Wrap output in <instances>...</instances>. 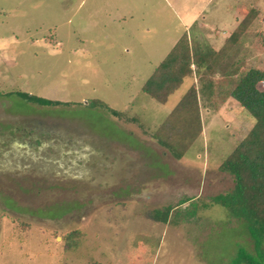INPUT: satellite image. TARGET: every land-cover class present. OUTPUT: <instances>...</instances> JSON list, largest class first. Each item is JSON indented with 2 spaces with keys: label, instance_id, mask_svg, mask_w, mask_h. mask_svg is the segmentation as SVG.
<instances>
[{
  "label": "rangeland",
  "instance_id": "rangeland-1",
  "mask_svg": "<svg viewBox=\"0 0 264 264\" xmlns=\"http://www.w3.org/2000/svg\"><path fill=\"white\" fill-rule=\"evenodd\" d=\"M249 11L231 57L264 70V0H0V264H230L251 252L210 202L233 186L217 167L251 119L232 100L202 107L200 139L176 159L144 128L195 79L163 104L140 92L183 32L192 54L213 51ZM15 91L61 104L2 96ZM166 207V225L147 217Z\"/></svg>",
  "mask_w": 264,
  "mask_h": 264
},
{
  "label": "trees",
  "instance_id": "trees-1",
  "mask_svg": "<svg viewBox=\"0 0 264 264\" xmlns=\"http://www.w3.org/2000/svg\"><path fill=\"white\" fill-rule=\"evenodd\" d=\"M256 15L255 11H249L213 51L192 54L183 32L140 87L141 93L163 104L185 79H195L158 125L144 128L149 138L176 159L199 141L203 129L202 107L232 100L251 119L248 131L217 167L219 172L232 177L231 190L210 198L212 204L223 208L228 217L240 223L251 245V252L238 248L230 264H264V90L257 88L264 81V70L245 68L243 62L231 57V51L239 46ZM2 96H16L38 106L61 104L18 91ZM89 106L122 117L100 101H91ZM130 119L136 121L134 117ZM185 201L180 200L178 204ZM170 209L153 211L147 217L153 222L165 223ZM74 245L69 242L65 248Z\"/></svg>",
  "mask_w": 264,
  "mask_h": 264
},
{
  "label": "crops",
  "instance_id": "crops-1",
  "mask_svg": "<svg viewBox=\"0 0 264 264\" xmlns=\"http://www.w3.org/2000/svg\"><path fill=\"white\" fill-rule=\"evenodd\" d=\"M234 19H235V18H234ZM235 26H236V23H234V25H233V27L231 28V30H232ZM231 30L228 31V32H225V31L222 30V31L220 32V36H221L220 41H219V42L214 41V48H213V50H217V49L221 46L223 40L228 36V34L231 32ZM166 222H167V221H166ZM154 224H155V223H154ZM156 224H157V223H156ZM163 224L166 225L165 223H163ZM134 259H136V261L139 262V261L137 260V257H135Z\"/></svg>",
  "mask_w": 264,
  "mask_h": 264
}]
</instances>
